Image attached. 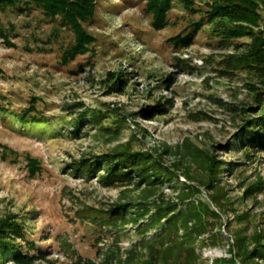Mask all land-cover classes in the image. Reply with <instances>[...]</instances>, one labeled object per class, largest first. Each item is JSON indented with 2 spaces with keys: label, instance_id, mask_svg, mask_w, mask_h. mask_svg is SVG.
I'll return each mask as SVG.
<instances>
[{
  "label": "rangeland",
  "instance_id": "obj_1",
  "mask_svg": "<svg viewBox=\"0 0 264 264\" xmlns=\"http://www.w3.org/2000/svg\"><path fill=\"white\" fill-rule=\"evenodd\" d=\"M77 1L0 5V264H264V0Z\"/></svg>",
  "mask_w": 264,
  "mask_h": 264
},
{
  "label": "trees",
  "instance_id": "obj_2",
  "mask_svg": "<svg viewBox=\"0 0 264 264\" xmlns=\"http://www.w3.org/2000/svg\"><path fill=\"white\" fill-rule=\"evenodd\" d=\"M153 3V10L156 13V17L159 20L164 19L167 8L170 6V0H150ZM77 5L83 7L85 5H80L77 0H0V5H11L16 6L22 11L32 9L34 6L43 7L47 12L57 13L63 12L66 5ZM256 139V138H255ZM259 142V140H255ZM177 218L173 223H176ZM174 225V224H173ZM171 228V227H170ZM179 242H175L172 246H151L145 264H186L185 252L179 246ZM199 264H202L199 262Z\"/></svg>",
  "mask_w": 264,
  "mask_h": 264
}]
</instances>
